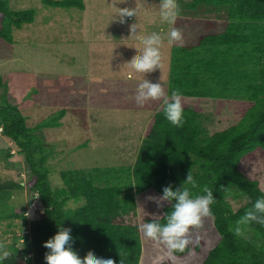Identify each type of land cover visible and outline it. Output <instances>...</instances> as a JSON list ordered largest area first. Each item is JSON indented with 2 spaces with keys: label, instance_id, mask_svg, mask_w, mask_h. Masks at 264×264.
I'll return each instance as SVG.
<instances>
[{
  "label": "trees",
  "instance_id": "obj_1",
  "mask_svg": "<svg viewBox=\"0 0 264 264\" xmlns=\"http://www.w3.org/2000/svg\"><path fill=\"white\" fill-rule=\"evenodd\" d=\"M42 4L84 10L82 0ZM185 7L225 15L222 29L213 31L214 21L206 19L208 31L196 44L169 45L165 92L182 94V125H172L159 102L132 164L62 170L61 187L53 188L52 150L37 131L59 128L65 110L30 127L17 106L2 101L1 133L28 167L24 185L31 196L39 195L40 212L29 220L22 208L14 210L13 192L24 185L0 182V235L8 236L11 253L0 264H45L43 244L62 228L71 229L72 250L80 258L91 251L115 264H264V225L242 226L241 236L233 231L264 197V0H191ZM33 21V10L12 11L9 0H0V40L12 44V31ZM6 87L0 75V89ZM79 119L84 125L85 118ZM188 172L196 187L184 184ZM169 185L188 187L193 198L207 186L215 198L212 216L190 229L191 242L175 260L140 231L143 223H166L175 201L158 207L148 197L159 198ZM241 198L246 201L234 210L229 199Z\"/></svg>",
  "mask_w": 264,
  "mask_h": 264
},
{
  "label": "rangeland",
  "instance_id": "obj_2",
  "mask_svg": "<svg viewBox=\"0 0 264 264\" xmlns=\"http://www.w3.org/2000/svg\"><path fill=\"white\" fill-rule=\"evenodd\" d=\"M190 1L177 0L180 15L170 25L161 22L160 0H82L83 11L46 7L42 0H9L12 11L33 10L34 21L12 31V44L0 40V75L7 83L6 89H0V104L6 99L17 106L30 127L65 110L59 128L37 131L52 150L49 180L53 188L61 187L62 170L132 164L144 126L161 102L140 106L134 97L143 75L151 83L159 82L165 91L164 61L171 28L182 29V45L196 44L208 31L206 19L214 21L213 31L222 29L225 15L191 11L185 7ZM111 4L136 8V16L120 24ZM134 23L137 36L156 32L162 37L160 67L151 73H135L125 65L139 54L134 48L140 41L129 32ZM84 142L86 147L75 149ZM28 174L23 157L0 130V182L24 185ZM23 187L13 192L10 205L14 210L22 208L29 220L38 219V199ZM229 200L234 210L246 201ZM0 245L8 251V236L0 235Z\"/></svg>",
  "mask_w": 264,
  "mask_h": 264
},
{
  "label": "clouds",
  "instance_id": "obj_3",
  "mask_svg": "<svg viewBox=\"0 0 264 264\" xmlns=\"http://www.w3.org/2000/svg\"><path fill=\"white\" fill-rule=\"evenodd\" d=\"M125 0H123V3ZM111 4L115 11V20L120 24L125 23V18L135 17L136 8H116ZM180 15V7L177 0H160L159 16L162 23L174 25ZM138 25L136 23L129 26L130 37H136L140 44L134 49L138 50L137 55L125 64L135 73L146 74L151 73L160 67L162 37L160 34L153 32L148 36H137ZM169 45H182L183 31L182 29L172 27L168 33ZM135 102L143 106L148 101H162L160 107L165 118L174 126L182 125L183 96L179 90L172 91L171 95H166L162 85L151 83L144 79L139 84ZM185 185L196 187V181L190 172H188L184 181ZM204 195H197L194 198L190 194L188 187H178L175 190L169 185L162 190L159 198L148 197L155 200L158 207L162 202L172 203V211L165 216L166 223L161 225L156 221L143 223L140 225V231L145 239L151 240L157 247L166 250L169 259L175 260V253L184 252L191 242L188 238L190 229L202 226L204 217L212 216L211 205L215 202L213 192L207 186L202 189ZM39 195L36 196L38 198ZM25 213V216H28ZM258 223L264 225V197L258 198L252 208L247 210L245 214L236 222L233 229L235 235H243L242 226L250 223ZM71 229L62 228L50 239H48L43 247L48 250L44 256L45 264H115L112 259L98 258L93 252L88 251L83 258H80L75 251L72 250L73 238L70 235ZM11 253L3 250L0 245V261L7 259Z\"/></svg>",
  "mask_w": 264,
  "mask_h": 264
}]
</instances>
